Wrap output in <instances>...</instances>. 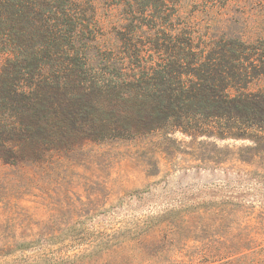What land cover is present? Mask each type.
I'll list each match as a JSON object with an SVG mask.
<instances>
[{
    "label": "rangeland",
    "instance_id": "obj_1",
    "mask_svg": "<svg viewBox=\"0 0 264 264\" xmlns=\"http://www.w3.org/2000/svg\"><path fill=\"white\" fill-rule=\"evenodd\" d=\"M76 1L96 25L88 54L100 57L150 53L174 23L196 29L198 42L264 43V0ZM2 48L0 118L14 121L17 72ZM246 91L264 97V77ZM44 102L28 137L0 126V264H264V121L252 125L264 112L213 120L243 136L220 138L130 131L128 103L96 96L75 106L85 123L61 130L56 113L68 102Z\"/></svg>",
    "mask_w": 264,
    "mask_h": 264
},
{
    "label": "trees",
    "instance_id": "obj_2",
    "mask_svg": "<svg viewBox=\"0 0 264 264\" xmlns=\"http://www.w3.org/2000/svg\"><path fill=\"white\" fill-rule=\"evenodd\" d=\"M89 11L76 0H0V42L11 54L7 63L17 72L7 94L12 100L17 97L18 104L11 114L14 121L0 118L2 133L10 135L17 124L24 139L27 132L40 129L44 122L40 111L48 96L68 102L60 112L54 108L59 120L54 126L61 130L75 120L86 122L83 108L75 106L93 96L128 103L124 118L134 132L171 127L187 135L243 137L228 134V126L221 127V122L217 126L213 120L251 123L246 118L250 110L252 118L264 112L259 105L264 97L246 91L264 77L263 42L231 37L198 42L196 29L174 23L159 28L161 32L150 40V53L137 50L100 57L88 54L97 39ZM263 121L259 118L252 125ZM4 134L5 142L12 141Z\"/></svg>",
    "mask_w": 264,
    "mask_h": 264
}]
</instances>
